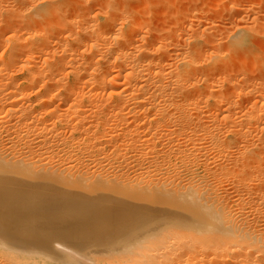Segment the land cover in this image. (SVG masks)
<instances>
[{
  "label": "bare ground",
  "instance_id": "6f19581e",
  "mask_svg": "<svg viewBox=\"0 0 264 264\" xmlns=\"http://www.w3.org/2000/svg\"><path fill=\"white\" fill-rule=\"evenodd\" d=\"M163 1L0 0V171L27 172L40 165L47 171L43 165L57 158L63 172L74 169L89 174V179L95 176L94 183L111 188L112 194L150 200L151 207L156 202L155 207L163 208L152 217L122 201L113 210L104 206L102 211L95 205L102 197H96L95 206L89 208L92 214L82 209V216H92L88 215L91 228L85 224V232L84 224L79 227L82 217L75 216L80 217L77 225L71 223L72 217L68 222L74 226L65 232L67 245L60 243L65 239L62 228V233L51 229L57 227L54 224L46 229L47 222L42 219L43 225L36 215L39 227L51 231L36 227L39 233L36 218L25 222L23 217L20 226L25 235L35 233L21 242L25 235L18 230L21 241L16 240L12 225L19 222L12 216L17 211L11 212L12 218L5 212L8 218L0 215V234L7 240L12 232L16 240L12 242L18 241L21 249L0 242V264H46L37 261L35 255L41 254L28 246L34 240L45 242L47 248V239L58 231L57 236L63 235L60 240L56 236L50 241L59 240L53 248L64 252V260L60 256L64 264H264V78L261 82L262 74L257 78L258 72L246 70L248 60L241 62L243 66L235 59L243 51L252 54L258 44L251 41H257L254 37L264 40V21L261 26H246L244 7H232L238 25L216 30L210 24L203 27V21L198 26L215 4L213 8L203 1L204 7L198 9L190 0L185 6L183 0ZM218 5L222 8L223 1ZM162 6L167 9L163 14ZM260 54L256 62L257 53L250 60L259 65L264 58ZM199 166L201 176L193 172ZM89 171L95 174L90 176ZM14 192L11 196L20 191ZM40 193L41 197L34 196L43 200L35 208L41 212L52 195L47 194L45 201ZM62 194L58 203L62 197H73ZM53 195L56 200L57 194ZM9 197L0 193V210L9 202L14 205ZM33 198L29 202L35 207L33 201L38 199ZM61 210L54 212L57 217L66 214L70 220V212ZM69 239L74 246L90 248L92 240L102 243L93 251L87 245L88 253L82 254L70 247Z\"/></svg>",
  "mask_w": 264,
  "mask_h": 264
},
{
  "label": "rangeland",
  "instance_id": "374dc122",
  "mask_svg": "<svg viewBox=\"0 0 264 264\" xmlns=\"http://www.w3.org/2000/svg\"><path fill=\"white\" fill-rule=\"evenodd\" d=\"M165 1V0H164ZM163 1V2H164ZM171 1V0H170ZM169 0H166V2L168 3V2H170ZM184 2V4H182V6L184 5H188V3H190L189 2V0H183ZM192 3H190V5L192 6V7H198V9H199V7H204V6H202L203 4H204V2H205V4L204 5H206L207 4V2L209 1V3H211L212 4V7H213V4H215V6L214 7H216V8H214V9H212V11H211V13H209V15L205 18V19H202V20H200L199 21V24H198V26H200V23H202V21H203V23H205V25H202L203 27L204 26H206L207 24H210L211 26H208V27H212L213 29H216V30H218V29H222V28H224V26H226V27H229L228 25H230V23H231V28H234V27H236V24L238 23V17H236V13H234V15H235V17H233V14L231 13V11H230V9L233 7H235V8H239L240 9V7H241V9L243 10V7H244V10H243V12H242V14L244 15V17H243V20L245 21V25L246 26H252V24H259L260 22H262V21H264V0H218L220 3H222V1H223V6H222V8L218 5V4H220V3H215V1H217V0H190ZM200 1H202V3L199 2ZM204 1V2H203ZM207 1V2H206ZM217 1V2H218ZM231 2V3H229V2ZM165 2V3H166ZM197 2V3H196ZM213 2V3H212ZM227 2V3H226ZM193 3H195V4H193ZM224 3H226L225 4V6H224ZM233 3H234V5H233ZM255 3V4H254ZM198 4V5H197ZM195 5V6H194ZM216 5H218V6H216ZM229 7H228V6ZM236 5V6H235ZM251 5V6H250ZM238 6V7H237ZM218 7H220L218 10H217V8ZM227 7V8H226ZM165 7H161L160 8V10H161V14H163L162 12H166L167 11V9H165V10H163ZM226 8V9H225ZM231 9L232 10V12L234 11V12H236V10L235 9ZM201 9V8H200ZM223 9V10H222ZM225 9V10H224ZM240 9V10H241ZM163 10V11H162ZM221 13V15H220V13ZM223 12H225V13H223ZM228 12V13H227ZM246 12V13H245ZM227 13V14H226ZM231 13V14H230ZM223 14V15H222ZM226 14V15H225ZM220 15V16H219ZM229 17H228V16ZM257 15H259L258 17H257ZM219 16V17H218ZM225 16V17H224ZM228 17V19H227V17ZM221 17V18H220ZM230 17H233V18H230ZM217 18H219V20L217 19ZM226 18V19H225ZM209 20V22H207ZM216 20V21H215ZM232 20V21H231ZM218 21V22H217ZM230 21V22H229ZM215 22V23H214ZM229 22V23H228ZM202 23V24H203ZM236 23V24H235ZM213 24H215V25H213ZM261 24V23H260ZM259 24V25H260ZM235 25V26H234ZM238 25V24H237ZM215 28H214V27ZM261 26V25H260ZM219 27V28H218ZM263 32H264V29H261ZM254 38H257V41L259 40V42H257L256 41V39H255V41L254 40H252L251 39V41H253L254 42V44L256 43H258L257 45H256V47H255V49L258 51V49H259V51L257 52H255V54L257 53V55H255V57H254V55H253V57L254 58H256V60H253L254 62H256L257 61V59L259 60V56H258V54H260L261 55V57L262 56H264V51H263V48H264V45L262 46V43H260V41H264V40H260L258 37H254ZM259 43H260V46H259ZM264 44V43H263ZM259 46V47H258ZM260 47H263V48H260ZM254 49V50H255ZM253 50V51H254ZM243 51V50H242ZM253 51H252V54H253ZM262 51V52H261ZM238 52H240V51H238ZM244 53H246L245 54V56H244ZM237 54H239V55H237ZM236 54V58L235 59H237L238 61H239V63L240 64H242L241 62L242 61H246V60H248V62H245V64H249V66H250V69H249V67H246L247 65H245V67H246V70H251V71H253V73L251 72V74H256V72H258L256 75H254L255 77H257V75H259V74H262L263 76H259V78L260 77H263L264 78V74L263 73H261L262 71L260 70V69H264V58L262 57L261 59H263V60H261L260 59V64H262L261 66H260V69H259V65L258 64H254L253 63V61L252 60H250V59H252L251 57H248L249 55L251 56L252 54H249V53H247V52H244L243 51V53H237ZM241 54H243V55H241ZM249 54V55H248ZM258 56V57H257ZM250 60V61H249ZM263 61V62H262ZM250 62H252L253 64H254V66H253V68L255 67V65H257V70L255 69H251L252 68V64L250 63ZM259 62V61H258ZM257 62V63H258ZM236 63H238L237 61H236ZM239 64V65H240ZM243 66H244V64H242ZM243 66H238V67H243ZM263 66V67H262ZM244 67V68H245ZM262 67V68H261ZM261 71V72H260ZM245 72H247V71H245ZM249 72V71H248ZM258 78V77H257ZM260 80H261V82L264 80H262V78H260ZM21 81H23V79H22V77H18V82H21ZM263 83H264V81H263ZM262 83V84H263ZM264 85V84H263ZM34 95H32V97H33ZM64 105V104H63ZM64 106H67L66 104L64 105ZM55 161V162H54ZM54 161H52L50 164H51V166H52V168H51V170H50V164L49 165H46V166H44L43 165V167L45 168V167H47V168H45L44 170H47V171H42L41 169H43V168H41L42 166L40 165V167H39V169H38V167L37 168H35L34 170H31V171H20V170H17V169H15V171H13L12 170V168H7V170H5L4 168H2L1 167V169L3 170H5V171H0V188L2 187V190H0V193H3V194H7V197L10 195V197L9 198H11L10 200L11 201H13V202H15L16 203V201L18 202L17 203V206L15 205V203H14V205H13V203L11 202V204H10V202H9V204L7 205L8 206V208H10V211H7V206H5V207H2V210H0V215H2V214H4L5 212H10L9 214H7V213H5V215L7 214L8 216L10 215V217H11V212H12V214H14V212L15 211H17V214H16V212H15V214H14V216H12L13 217V219L12 220H14L16 217L18 218H16L15 220H16V222H19V224L18 223H16L15 225H17V228H16V226L13 224L12 225V229L13 228H15V229H13L14 231H17V232H15L13 235L17 238L16 240H18V239H20L21 238V236L19 237V235H22L23 233H24V230H22L21 229V226H20V224H22V222L23 221H21V220H23V217H24V221L26 222V219H27V222L30 220V221H33L36 217L41 221L42 219H44L45 220V223H44V221L42 220L41 222L43 223V225L45 226H43V225H41L42 227H44V228H46V229H49V226H48V224H51L50 225V227H53L52 225L54 224L55 226H57V227H53V228H51V229H54V228H58V229H56V230H59L60 231V233H62L63 231V235H61V234H59L58 236L60 237V236H63V237H65V239H66V235H65V232L66 231H69V232H71V228H69V226L71 227V223H75L76 225H77V219H79L80 217H82V218H80L79 220V222H80V224H79V227L81 228L82 226H86L85 224H88V226H89V219L92 217L90 214H92V212H91V210L89 209V208H91V207H94L96 204V207L97 206H102L103 207V209H102V207H98V208H100V209H102V211H105L106 210V208H104V206L105 207H107V209L108 208H110V206H111V209H108V210H113L114 209V207H118V205H119V203L121 202L122 203V201H126L125 203H129V204H133V206H134V208L137 210V211H141V212H143V213H147V212H150L149 213V215L148 214H146L147 216H156L157 214H160V212H161V210L163 209L162 207H157V213L155 212V209H156V207H155V205H157V204H155L156 202H152L151 201V203H153V204H155V205H153L152 204V207H151V204H150V200H144V199H140V200H136V199H134V198H125L126 196H124V197H122L123 195H121L120 193L117 195V193L118 192H115L114 191V193L115 194H112L113 192H111V191H113V190H110L109 188H100V186L98 187V185L96 184V182L94 183V181H93V179H94V177L95 176H92L93 177V179H92V177H91V179H89L90 177H89V174H86L87 175V178L86 177H84V176H86V175H80V174H82L81 173V171L79 172H76V171H74V169H72L71 171H64L63 172V170L61 171V166H59V164H60V162L58 163V159L56 158ZM58 163V164H57ZM57 166V167H56ZM59 166V167H58ZM202 166H199V167H197L196 169H194L195 171H193V172H197V173H195V174H197V175H199V176H201V174L200 173H203L204 174V171H203V169L201 168ZM57 168V169H56ZM59 168V169H58ZM9 169V170H8ZM50 171H49V170ZM56 169V170H55ZM10 170H12V171H10ZM17 170V171H16ZM36 170V171H35ZM42 172H41V171ZM197 170V171H196ZM33 171V172H32ZM35 172V173H34ZM47 172V173H46ZM51 172H52V174H51ZM56 172V173H55ZM75 172V173H74ZM172 172V171H171ZM183 172H187V171H183ZM199 172V173H198ZM27 173V174H26ZM50 173V174H49ZM54 173V174H53ZM59 173L61 174V175H59ZM63 173V174H62ZM70 173V174H69ZM79 173V174H78ZM89 173H90V176L92 175V174H95V173H93V172H90L89 171ZM92 173V174H91ZM130 173H132V171L130 172ZM135 173V172H134ZM24 174V175H23ZM26 174V175H25ZM79 176H78V175ZM97 174H98V172H97ZM186 174V173H185ZM29 175H31V176H29ZM69 175L71 176V178L69 177ZM48 176H50V177H48ZM74 176H75V178H74ZM77 176V177H76ZM32 177V178H31ZM38 177V178H37ZM44 177V179H45V181H44V179H42ZM48 177V178H47ZM53 177V178H52ZM63 177H65V178H63ZM78 177H80V178H78ZM82 177H84V178H82ZM28 178H30V180L28 179ZM34 178V179H33ZM37 178V179H36ZM43 180V183H42V180ZM49 178H52V181H51V179H49ZM56 178H58V179H56ZM69 178V179H68ZM82 178V179H81ZM40 179V180H39ZM53 179L55 180V182H57V183H55L54 181H53ZM61 179V180H60ZM66 179V183L63 181V180H65ZM75 181H74V180ZM14 180V181H13ZM17 180V181H16ZM38 180V181H37ZM72 180V181H71ZM90 180H92L90 183H89V181ZM95 180H96V178H95ZM2 181H3V183H2ZM16 181V182H15ZM28 181H29V183H28ZM37 181V182H36ZM50 181V182H49ZM61 181V182H60ZM64 182V184H62L63 182ZM77 181H79V185H78V182ZM84 181V182H83ZM34 182H36L35 184H34ZM39 182V183H38ZM87 182V183H86ZM28 183V184H27ZM31 183V184H30ZM38 183V184H37ZM52 183V184H51ZM77 183V184H76ZM4 184V185H3ZM9 184H11V185H9ZM14 184V185H13ZM23 184V185H22ZM32 184H33V186H32ZM43 184V185H42ZM47 184V185H46ZM50 184V185H49ZM54 184V185H53ZM55 184H56V186H55ZM94 184V185H93ZM19 185V186H18ZM62 185H64L63 187H62ZM68 187V189H67V187ZM73 185V186H72ZM4 186V187H3ZM24 186V187H23ZM27 186V187H26ZM28 186H30V188L28 187ZM43 186V187H42ZM45 186V187H44ZM47 186V187H46ZM71 186H72V188H74V190H72V188H71ZM80 186H82V187H80ZM110 185H108V187H109ZM43 189H42V188ZM57 187V188H56ZM59 187V188H58ZM62 187V188H61ZM80 187V188H79ZM85 187V188H84ZM95 187H97V188H95ZM40 188V189H39ZM45 188V189H44ZM98 188H100L101 190L103 189V191H101L100 189H98ZM5 189V190H4ZM34 189H36V190H34ZM54 189V190H53ZM59 189H60V191L62 190V191H64L63 192V194L61 193V192H59ZM90 189V190H89ZM91 189L93 190V189H98V191L96 190V191H94V192H92L91 191ZM113 189V188H112ZM32 190L34 191V192H36V193H34L33 194V192H32ZM40 190V191H39ZM46 190V191H45ZM56 190V191H55ZM58 190V191H57ZM67 190V191H66ZM70 190V191H69ZM76 190L78 191V193H76ZM100 190V191H99ZM104 190H108L107 192L106 191H104ZM110 190V191H109ZM2 191H4V192H2ZM8 192L9 193V195H8V193H5V192ZM11 191H16V192H18V191H20V192H22L21 194H22V196L24 197V198H22V196H20V197H18V194H20V192L17 194V195H15L14 193V195H12L14 198H12V196H11ZM53 191V192H52ZM68 191H69V193H68ZM80 191V192H79ZM83 191H84V193H83ZM91 191V192H90ZM30 192V193H29ZM40 192H42V194H43V199H45V201H47L46 199H48V195L50 194V195H52V197L49 195V198L50 199H48V204L49 205H47L46 204V202H44V204H42V206L40 207V210H41V212L40 211H38V209H35V208H37L36 206H38V205H40L39 203L41 202V198H36L38 195H39V197H41L40 196ZM48 192V193H47ZM54 192H55V197H56V200L54 199ZM59 194H58V193ZM75 192V193H74ZM97 192V193H96ZM26 193H27V195H26ZM38 193H40V194H38ZM65 193V194H64ZM66 193H68V194H66ZM71 193H74V194H72L73 195V197H70V196H72L71 195ZM94 193V194H93ZM103 193V194H102ZM110 193V194H109ZM31 194H32V197H34V198H36V200L37 201H33V203H34V205H35V207H33V206H31V202H29V201H31V199H32V197H30L31 196ZM48 194V195H47ZM62 194V196H64V197H70V198H74V199H76L75 201H74V199L71 201V199L70 198H67V199H64L63 200V197L62 198H60V203H61V205L63 206H61V205H59L60 203H58V199H59V197H60V195ZM28 196V195H30V196H28V197H26V196ZM36 197H35V196ZM46 195V196H45ZM59 195V196H58ZM66 195V196H65ZM75 195V196H74ZM81 195V196H80ZM82 195H83V197H82ZM94 195V196H93ZM99 195H101V196H99ZM102 195H104V196H102ZM17 196V197H16ZM79 196V197H78ZM120 196V197H119ZM58 197V198H57ZM81 197V198H80ZM93 197H95V198H93ZM96 197H102V198H100V199H98V198H96ZM114 197H115V199H114ZM119 197V198H118ZM128 197V196H127ZM19 198V199H18ZM20 198H22L23 200H21ZM26 198L27 199H29V200H26ZM33 198V199H34ZM83 198H84V200H83ZM88 198V200H90L91 201V205H90V202L88 203L87 202V199ZM104 198V199H103ZM107 198V199H106ZM124 198V199H123ZM17 199V200H16ZM41 199V200H40ZM69 199H70V201H69ZM98 199V201H96L95 202V205L93 206V202H94V200H97ZM102 199V200H101ZM122 199V200H121ZM20 202H19V201ZM35 200V199H34ZM51 202H56L55 204H53V206H57V207H59L60 206V208L61 209H63V214H64V210H66V212L65 213H67V212H70V213H67L68 215H69V218H70V220L68 219V216H66V214H64L66 217H67V220H65L66 218H65V216L62 214V212H61V214L64 216H61V215H59V217H57L58 216V214H60V211H62L60 208H53L52 207V205L50 204V201ZM54 200V201H53ZM66 200H68L69 201V203L71 202V204H73V205H71V204H67V202H66ZM77 200H79V202H80V205L81 206H78L76 203H78L77 202ZM80 200H82V201H80ZM101 200V202H99ZM111 202H110V201ZM128 200V201H127ZM135 200V201H134ZM141 200H142V202H141ZM1 201V200H0ZM27 201V202H26ZM61 201H63V202H61ZM85 203H84V202ZM93 201V202H92ZM131 203H130V202ZM146 203H145V202ZM148 201H149V203H148ZM2 202V201H1ZM37 202V203H36ZM39 202V203H38ZM82 202V203H81ZM86 202L88 203V205L89 206H87L86 205ZM109 202V203H108ZM137 202H139V206H138V203ZM141 202V203H140ZM19 203H21V204H27V205H29L30 204V207L29 206H21ZM29 203V204H28ZM41 203H43V200H42V202ZM84 203V204H83ZM93 203V204H92ZM99 203V204H98ZM112 203H114V205L112 204ZM117 203V204H116ZM124 203V202H123ZM47 206H46V205ZM58 204V205H57ZM65 204V205H64ZM67 204V205H66ZM76 204V205H75ZM79 204V203H78ZM112 204V205H111ZM146 204H148L150 207H147L146 206ZM33 205V204H32ZM46 206V208H48L49 207V209H41V208H43V206ZM82 205H83V207H82ZM107 205V206H106ZM44 206V207H45ZM77 206V208L79 209V211H77L78 209H76L75 210V208L74 207H76ZM88 208H87V207ZM143 206H144V209H143ZM17 207H19V209H21L22 208V210L24 209L25 210V212H24V210H23V212H22V210H21V212L20 213H23V215L22 214H18V212H19V209H16ZM29 207V208H28ZM51 207L53 208V209H51ZM82 207V208H81ZM113 207V208H112ZM139 207H141V208H139ZM155 207V208H154ZM173 207V206H172ZM13 208V209H12ZM31 208H34L33 209V211L31 210ZM38 208H39V206H38ZM70 208H71V210H70ZM85 208V209H84ZM87 208V209H86ZM138 208V209H137ZM150 208V209H149ZM159 208V209H158ZM173 208H176L175 206L173 207ZM80 209H81V211H80ZM82 209H84L83 210V212H87L88 210H89V213L88 214H85L84 213V217L82 216V214H83V212H82ZM105 209V210H104ZM176 209H180L181 210V208H176ZM48 210V213H46L45 215H46V217H44V213L46 212ZM50 210V211H49ZM52 210V211H51ZM55 210H57V211H55ZM153 210V211H152ZM1 211H3V212H1ZM28 211H30V213H29V215L28 216H26L27 214H25V213H28ZM74 211H77L78 212V215L76 214L77 212H74ZM145 211H147V212H145ZM182 211H183V209H182ZM31 212H32V214H31ZM34 212V213H33ZM52 212H53V216H50V217H48L49 215H51L52 214ZM54 212H59L58 214H56V213H54ZM75 213V214H74ZM71 214H74L73 216H70ZM154 214H156V215H154ZM6 215V216H7ZM32 215V216H31ZM33 215L35 216L36 215V217H33ZM39 215V216H38ZM88 215L90 216V218H88ZM6 216H5V218H6ZM8 216H7V218H8ZM20 216H22V217H20ZM30 216V217H29ZM40 216H41V219H40ZM55 216L57 217V218H55ZM60 216H61V218H60ZM75 216H80L79 218L77 217V219H76V217ZM87 216V217H86ZM0 217H2V216H0ZM4 217V216H3ZM9 217V218H10ZM11 217V218H12ZM54 217V221L52 220V218ZM72 217H74V219L72 218ZM21 218V219H20ZM26 218V219H25ZM31 218V219H30ZM34 218V219H33ZM36 218V220L35 221H38L37 222V224H36V222H35V229L37 230L38 228H36V227H39V220ZM46 218V219H45ZM49 218L52 220H49ZM58 218L60 219V220H58ZM64 218V219H63ZM71 218L73 219L72 221L73 222H71L70 224H69V222L68 221H71ZM33 219V220H32ZM63 221H62V220ZM14 220V221H15ZM55 220H58V221H55ZM74 220H76V221H74ZM24 222V223H25ZM41 222H40V224H41ZM55 222H57L56 224H55ZM78 222V223H79ZM84 222H86V223H84ZM58 224H59V226H58ZM61 224V225H60ZM64 224H65V226H64ZM69 224V225H68ZM82 224H84V225H82ZM47 225V226H46ZM75 225V226H76ZM80 225H82V226H80ZM15 226V227H14ZM18 226H19V228H18ZM39 227V229L42 231V232H44V228H42V227ZM68 226V228L69 229H66V227ZM72 226H74V224L72 225ZM63 227H65V229L63 228ZM79 227L77 226V228L78 229H76V230H78L79 231ZM82 227L81 229L82 230H84L85 231V229L87 228V227ZM61 228H62V230H61ZM91 227L89 226L87 229L89 230ZM11 229V230H12ZM39 229L37 230V231H39ZM44 229V230H43ZM51 229L48 231V232H50L51 231ZM18 230H20L19 232L20 233H22V234H20L19 232H18ZM33 230V229H32ZM13 231V232H14ZM41 231H39V233L41 232ZM46 232H47V230H45ZM59 231H58V233H59ZM81 231V230H80ZM79 231V232H80ZM41 232V233H42ZM47 232V233H48ZM53 232H54V230H53ZM83 232V231H82ZM85 232H87V231H85ZM84 232V233H85ZM11 233V234H10ZM25 233H26V231H25ZM25 233H24V235H25ZM27 233L28 234H26L25 236H23L22 235V237L24 238H22V241H21V239H20V241L21 242H23L24 240H25V237L27 236L28 237V235L30 236V235H32V233L34 234L35 232L33 231H27ZM29 233H31V234H29ZM45 233V232H44ZM43 233V234H44ZM55 233V232H54ZM57 233V234H58ZM10 234V235H9ZM18 234V235H17ZM51 234L53 235V233H49L48 235H50L51 236ZM57 234L56 235H53V238L54 239H57ZM4 235H6V234H4ZM8 236H13L12 235V232H10L9 231V233L7 234ZM17 235V236H16ZM13 236V237H14ZM57 236V237H56ZM4 236H2L1 234H0V242H1V245L3 244L4 246H6V247H8L10 244H13V246H15L14 248H20V246L19 245H17V243H18V241L17 242H12V241H16V240H13L14 238H11V237H7L8 239L7 240H5L6 239V236H5V239L3 238ZM19 237V238H18ZM56 237V238H55ZM59 237H58V239H59ZM51 238H52V236H51ZM50 237L47 239V240H49L50 241V239H51ZM52 238V240L51 241H54V239ZM61 238V237H60ZM1 239H2V241H1ZM10 239H12L11 241H8V240H10ZM64 238L62 239L61 238V241H63V242H61L60 241V243H63L64 244V242L66 243V245H67V242H68V239H66L65 240ZM60 240V239H59ZM59 240H55V242H59ZM65 240V241H64ZM89 241L91 240V239H88ZM5 241V242H4ZM33 242H31V245H30V248H29V246H28V250H31V252H33V251H36V254L38 253V254H41L40 256H38V255H35V259L37 260V261H41V263H43V261L44 262H46V264H64V262H63V260H64V257H65V254H64V252L62 251V250H58V249H55V248H53V245L55 244V242H51L50 241V243L52 244H50L49 243V241H47V243H48V245H47V248H44V247H46V243L44 242L43 244H38V243H35V241L34 240H32ZM72 241V240H71ZM71 241H70V239H69V243L70 244H72V245H70V247H74V249L75 250H77L78 252L80 251V253H82V254H87L88 253V251H89V248H90V245L89 244H87V245H89L88 247H87V245L85 246V247H83V246H80V245H78V243H76V246H74L73 244V242H75V241H72V243H71ZM89 241H87V242H89ZM93 242H94V244H91V246L93 247V245H94V247L93 248H90V249H92V251H93V249H95V248H97V246L99 247V244H101L99 241H97V243H99L98 245L96 244V240L94 241V240H92ZM5 244H4V243ZM8 244H7V243ZM21 242H19V243H21ZM33 243V244H32ZM34 243L36 244V247H35V245H34ZM90 243H91V241H90ZM7 244V245H6ZM32 245H34V246H32ZM39 245L42 247V249L40 250V247H39ZM43 245V246H42ZM78 245V246H77ZM11 246V245H10ZM23 246V245H22ZM26 246V245H25ZM22 247V248H26V250H27V247ZM49 246V247H48ZM31 247H33V248H31ZM39 247V250L37 249ZM53 248V249H52ZM84 248V249H83ZM87 248V249H86ZM21 249V248H20ZM36 249V250H35ZM44 249H45V251L47 250V252H45L44 251ZM43 250V251H42ZM83 250V251H82ZM88 250V251H87ZM42 252V253H40V252ZM48 251H50V253H48ZM56 252V254H55V252ZM58 251V252H57ZM85 251L87 252V253H85ZM91 252V251H90ZM34 253V252H33ZM48 253V255L47 256H49V257H43V254L45 255V254H47ZM52 253H54V254H52ZM61 253V254H60ZM51 254V255H50ZM53 255H54V257H53ZM63 255V256H62ZM56 256V257H55ZM60 256H61V258H63V260L60 258ZM51 257H53V258H51ZM59 257V258H58ZM185 257V256H184ZM48 258H50V259H48ZM55 259V260H54ZM58 259V260H57ZM59 259L61 260V261H59ZM56 261V262H55ZM106 261H110V260H106ZM63 262V263H62Z\"/></svg>",
  "mask_w": 264,
  "mask_h": 264
}]
</instances>
